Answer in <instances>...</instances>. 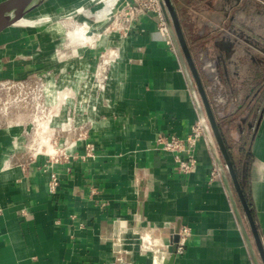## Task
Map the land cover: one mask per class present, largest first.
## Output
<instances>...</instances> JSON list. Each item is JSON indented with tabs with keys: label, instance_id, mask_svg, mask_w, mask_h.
<instances>
[{
	"label": "crops",
	"instance_id": "0c3cea01",
	"mask_svg": "<svg viewBox=\"0 0 264 264\" xmlns=\"http://www.w3.org/2000/svg\"><path fill=\"white\" fill-rule=\"evenodd\" d=\"M124 1L45 0L37 15L51 21L0 32V81L46 75L57 103L66 94L58 116L63 105L69 114L82 102L86 109L73 127L56 120L62 146L51 160H29L21 148L27 126L0 120V264H166L179 225L191 235L174 264H264L208 134L191 174L180 173L158 146L161 133L186 136L202 116L182 56L155 13L144 14L119 43L115 37L106 42L118 43L121 53L93 101L100 56L70 33L77 22L100 30ZM174 1L207 92L205 75L217 95L210 100L240 177L231 141L241 143L238 156L250 154L244 191L264 243V116L257 125L264 104L249 118L264 99V0ZM77 92L83 101L75 100ZM252 93L257 97L245 106ZM81 131L87 136L80 138ZM67 141L75 143L64 147Z\"/></svg>",
	"mask_w": 264,
	"mask_h": 264
},
{
	"label": "rangeland",
	"instance_id": "374dc122",
	"mask_svg": "<svg viewBox=\"0 0 264 264\" xmlns=\"http://www.w3.org/2000/svg\"><path fill=\"white\" fill-rule=\"evenodd\" d=\"M30 14L32 16L37 15L38 14L37 9L36 8L33 9L27 15H30ZM106 25L107 24L101 27L100 30H96L95 28L92 29L91 27V31L89 32L90 37H86V38L83 35H81V29L84 27L88 28V26L85 24L75 26L74 31L70 33L71 40H74L82 44L92 45V48L95 51L96 55L100 56V60L97 64L95 74L92 78L93 89H92V94L90 95L93 101H95L100 96L101 92L104 93V90L106 89V86H107V82L109 80L110 69L112 67L111 65L112 60L116 59L117 56H120V53H121V50L119 49L120 47L118 48L116 46L118 43H116V45L109 44V42L106 44L108 40L114 38V33L111 30H106V27H105ZM187 31L189 32L190 35H192V30H187ZM103 54L109 57L108 64L106 65V68H105L107 71L106 73L104 69L105 64L101 66V63H100L101 58H102L101 55ZM207 57H213V56H207ZM197 58H198V62H200L202 56H197ZM104 75H107V78H105ZM205 76L206 77L204 78H205L207 85L209 86L208 90H209L210 99H211V97L215 96L216 94L213 93L212 86L211 84L208 83L209 76L207 75ZM33 79L35 81V78ZM75 96H76L75 100L79 102L80 100L82 101L84 100L85 94L83 92L82 93L77 92ZM249 96L250 97L246 100L245 106L249 105L248 103L250 99H255V97H257L256 93H252ZM45 99L46 101L42 103V99H38L37 94L35 92L26 94L24 91H21L20 89H17V88H14L11 90V92H8L5 89L0 88V120H5V117H7V120L12 121L13 125L25 124V126H27L26 127L27 141L24 144H22L21 148H23L24 151L29 154V157H28L29 160H35L38 157H43V156H45L48 160L53 159L57 151L55 148H59V146L62 143V141L59 140V132H58L59 131L58 128L60 126L56 124V120H58V118H61L62 122H64L65 124V127H68L70 125L71 127H73L75 126L74 125L75 120L77 122H82L83 119H81L80 117H82L86 113L85 103L82 102V104H78V107H77V110H75V113L71 112L70 114H69L70 111L64 108L65 105H63L60 111V116H58V114L56 113L58 112V109L60 106L54 107L56 106L58 99L56 97V94L53 92V88L51 86H50V90L46 94V98L44 97L43 100ZM64 99H65V96H64ZM67 100L68 99L66 98L65 101ZM262 100L261 101L260 99L257 100L258 104L256 108L253 110L252 116L249 113L250 115L249 118L250 117L254 118L257 116V114L259 113L258 111H260V108H261L259 106H262L264 104V99ZM47 105L53 106L54 109L50 107V109H52L53 112L50 114V116H48V118H44L47 120L46 122L47 124L45 123L46 127L44 128L45 130L43 131L42 126L41 125L38 126L37 123H39V121L43 122V119H41L39 116L41 115L42 109L45 108ZM93 106H95V104ZM233 111L232 113H230L228 119L239 116L241 113L244 112V108L237 110L235 112ZM223 114L225 115L226 112L222 113L221 115L223 116ZM40 137L45 138V140L48 139V141L41 145V143H39V139H42V138ZM250 137H251L250 131H248V146L250 143ZM230 144H231V147L235 149L233 150L234 154L237 155L235 156V159L237 161L239 169L242 170V164H243L242 162L245 158L243 156H238L239 154L238 148L241 143L236 142V141H231ZM63 145L65 147L64 142H63Z\"/></svg>",
	"mask_w": 264,
	"mask_h": 264
},
{
	"label": "water",
	"instance_id": "95a60500",
	"mask_svg": "<svg viewBox=\"0 0 264 264\" xmlns=\"http://www.w3.org/2000/svg\"><path fill=\"white\" fill-rule=\"evenodd\" d=\"M45 0H3L0 2V32L7 27L16 23L17 20L30 13L33 9L40 6ZM162 9L166 15L168 25L172 38L175 41L176 47L182 56L185 70L187 72L190 84L192 86L201 116L205 126L206 133L210 137L214 150L217 155L219 168L224 179V182L229 190L234 207L238 214H240V205L234 188L238 194L239 200L248 216L251 228L258 245L260 254L264 260V243L256 224L252 207L248 201L244 186L247 183L248 167H249V152L243 161L241 177L236 166V162L232 153L225 141L222 129L217 120L216 113L212 106L209 94L201 76L200 70L197 66L196 60L192 54L188 44L180 15L174 0H160ZM196 83V85H195ZM197 86V88H196ZM264 116V106L261 109V114L257 125L259 126ZM217 142V145H216ZM221 152H220V151ZM181 226L179 225L174 230V249L166 264H174L177 251L178 242L180 239Z\"/></svg>",
	"mask_w": 264,
	"mask_h": 264
},
{
	"label": "built area",
	"instance_id": "2783aa9c",
	"mask_svg": "<svg viewBox=\"0 0 264 264\" xmlns=\"http://www.w3.org/2000/svg\"><path fill=\"white\" fill-rule=\"evenodd\" d=\"M149 12H153L158 17V24L160 31L167 38L168 43H173V38L170 32V28L168 25V21L166 15L162 9L160 4V0H125L123 4L116 7L110 13L106 15L105 24H107L106 30H111L114 33V37L118 40L126 38L129 33L132 31L134 24L142 18L144 14ZM85 24L88 26L87 33L91 31L90 25L87 22H77V25ZM75 27V26H74ZM90 36V35H89ZM116 45V44H114ZM118 48L119 44L116 45ZM120 49V48H119ZM101 66L106 68L108 64V58L104 54L101 55ZM105 69V73H106ZM107 78V75H104ZM27 79H10L0 81V88L5 89L8 92H11L12 89L17 88L21 91H24L26 94L35 92L37 94L38 99H42V103L46 101L43 98H46V94L50 90V86L52 85L47 82V76H39ZM85 122V120H84ZM82 124L81 126H83ZM206 135L205 126L202 120H199L192 127V130L186 136H180L174 133L165 134L161 133L158 136L157 142L158 146L169 152L174 159L176 164V168L180 173L183 174H191L193 173L198 165V144L202 140V138ZM87 134L85 131H81L79 137H86ZM75 142L69 143L65 142V147L68 145H73ZM62 146V145H61ZM58 151V148H55ZM88 155H91L93 152V148L91 144H88L87 147ZM56 151V152H57ZM58 185V178L56 174L53 173L51 179L49 180V188L52 192L56 191ZM180 239L178 242V251L182 252L185 246V242L191 235V229L188 226H183L179 231Z\"/></svg>",
	"mask_w": 264,
	"mask_h": 264
},
{
	"label": "bare ground",
	"instance_id": "6f19581e",
	"mask_svg": "<svg viewBox=\"0 0 264 264\" xmlns=\"http://www.w3.org/2000/svg\"><path fill=\"white\" fill-rule=\"evenodd\" d=\"M51 19H52V16L51 15H33L32 16L30 14V15H25L21 19L17 20L15 24L22 25V26H36V25H38V24H40L42 22L51 21ZM87 30H88V28H86V27H84V28L81 29V35H83L85 38L86 37H90L88 35V33H87ZM79 34H80V32H79ZM64 96H66L65 93H61L60 94V96H59V103H57L56 106H54V107H59L60 106V104L64 101ZM50 107L52 109H54L53 106L47 105L45 108L42 109L41 115L39 116L41 119H43V122H40L39 121V123H37V125L38 126L41 125L42 128H43V131L45 130L44 128L46 127V124H47L46 123L47 120L44 119V118H48V116H50V114L53 112V110L50 109ZM40 138H42V137H40ZM47 141H48V139L45 140V138L39 139V143H41V145L44 144V143H46Z\"/></svg>",
	"mask_w": 264,
	"mask_h": 264
},
{
	"label": "flooded vegetation",
	"instance_id": "af4514ba",
	"mask_svg": "<svg viewBox=\"0 0 264 264\" xmlns=\"http://www.w3.org/2000/svg\"><path fill=\"white\" fill-rule=\"evenodd\" d=\"M186 35V34H185ZM187 38V37H186ZM215 113H216V111H215Z\"/></svg>",
	"mask_w": 264,
	"mask_h": 264
}]
</instances>
